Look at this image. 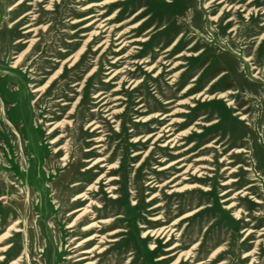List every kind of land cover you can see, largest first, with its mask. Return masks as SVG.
I'll use <instances>...</instances> for the list:
<instances>
[{
	"label": "rangeland",
	"instance_id": "1",
	"mask_svg": "<svg viewBox=\"0 0 264 264\" xmlns=\"http://www.w3.org/2000/svg\"><path fill=\"white\" fill-rule=\"evenodd\" d=\"M211 1L0 0L4 264H110L120 257L117 264H264V0ZM93 2L100 7L83 10ZM99 13L90 28L79 29L91 19L71 24ZM27 23L36 28L31 47L24 43L34 35L23 34ZM95 31L100 35L88 39ZM119 33L125 46L116 52ZM74 54L79 57L69 67L64 61ZM116 70L122 72L110 78ZM37 87L45 89L31 93ZM227 90L236 92L228 96L235 109L217 98ZM98 93L106 95L101 108L93 99ZM111 112L112 120L105 117ZM154 114L162 115L142 122ZM90 122L98 126L93 133ZM165 126L168 133L161 132ZM206 144L211 147L201 150ZM60 146L64 152H56ZM108 157L109 185L106 178L87 199L72 202L107 167L80 171ZM230 179L235 182L223 185ZM109 187L116 200L108 198ZM86 205L91 213L77 229L68 228L80 211L70 213ZM154 205L158 209L150 211ZM159 215L158 223L147 220ZM92 222L105 240L73 248L98 231H81ZM158 226L173 231L168 242L141 237ZM175 243L176 250L166 251ZM92 249L82 255L88 259L74 262V255ZM185 252L191 254L180 255Z\"/></svg>",
	"mask_w": 264,
	"mask_h": 264
},
{
	"label": "bare ground",
	"instance_id": "2",
	"mask_svg": "<svg viewBox=\"0 0 264 264\" xmlns=\"http://www.w3.org/2000/svg\"><path fill=\"white\" fill-rule=\"evenodd\" d=\"M38 1H42V0H38ZM213 1H216V4H221V3H223V0H212L211 2H213ZM100 5H101V3H90V4H88L87 6H85L84 8H83V10H90V9H93V8H96V7H100ZM47 6V5H46ZM50 8V7H49ZM28 14H30L29 12L28 13H26V14H24L23 16H21L17 21H19V20H21V19H23V18H25V17H27L28 16ZM99 15H101V13H99L98 15H93V14H88L87 16H85V17H82V18H79V19H73L72 20V22H71V24H76V23H78V22H81V21H83V20H85V19H91V20H89L87 23H85L83 26H81V27H79V29H87V28H90V27H92L97 21H99L97 18H96V16H99ZM106 20H109V18H106L103 22H106ZM210 20H213V18L211 17L210 18ZM104 27H106V25H103V23H98L97 25H96V28H99V29H103ZM22 29L24 30V32H23V34H30V33H34V35H33V37L32 38H30V39H27L26 41H24V43H28L29 44V46L28 47H31V46H33L34 44H35V42L37 41V38H36V28H33V24H30V23H27L26 25H24L23 27H22ZM43 29V28H42ZM82 35H86V34H82ZM98 35H100V32H97V31H95V32H93V33H91L90 35H89V37H88V39L90 38V40H93V36H95V37H97ZM106 40H107V42H108V40H109V38H110V36L109 35H107L106 36ZM114 41H116V43H114V45H119L117 48H116V50H114V51H120V50H122L123 49V47L125 46V44H124V40H122V34L121 33H119V34H117V36L113 39ZM131 41H136V40H131ZM100 45H102V44H100ZM100 45H98V47H100ZM113 46V45H112ZM79 51V50H78ZM166 51H168V49H166L165 50V52ZM145 54V53H144ZM78 57H79V54H74V55H70L68 58H66L65 59V63H69V67H73L75 64H76V61H77V59H78ZM136 57V56H135ZM21 58H22V56L21 55H19L18 57H17V59H16V61L14 62V64H13V66L12 67H15L17 64H19V62L21 61ZM145 62H147V60H145ZM113 63V62H112ZM153 67V66H152ZM151 68V67H150ZM60 69H62V68H60ZM221 71V70H220ZM122 72V70H116L111 76H110V78H113V77H115V76H117L119 73H121ZM110 73V72H109ZM222 75H224V73L222 74ZM186 82V81H185ZM74 85H77V83H75ZM73 85V86H74ZM112 85V84H111ZM30 87H33V85H31ZM45 88H42V87H37V88H34L32 91H31V93H42V91L44 90ZM112 91H118V88H116V89H113ZM236 92L235 91H232V90H227L226 92H224V93H220V94H218L217 95V98L218 99H223V102H226L227 104H226V106H231L233 109H235V106L233 105L234 103L231 101V100H229L228 99V96H230V95H234ZM101 95V93H98V94H96V95H94L93 96V99H97L94 103L96 104V103H99L100 102V104H99V108H101V107H103L104 105H106V101H104V99L106 98V95H102V96H100ZM166 103H169V102H166ZM62 105H67V103H63ZM99 111V109H92L91 110V112H98ZM107 111H108V109H107ZM142 111H145V110H142ZM158 115H162V114H154L153 115V117H150V118H143V120H142V122H147V121H149V120H151V118H155V117H158ZM165 116L166 115H163V116H161L160 118H159V120H163V119H165ZM233 116H239V120H244L245 119V116H243V114L242 113H240V112H236V113H234L233 114ZM105 117H108V119H113V112H111V113H108V114H106L105 115ZM136 121H138V119L136 120ZM88 127H93L91 130H90V133H93L94 131H95V129H97L98 128V126H97V124L95 123V122H90L89 124H88ZM168 128V126H165L164 128H163V130H161V132H164V133H168L169 132V129H167ZM164 129H165V131H164ZM170 135V134H169ZM169 135H166V137H169ZM172 135V134H171ZM161 137H164L163 135H160V134H158L157 135V138H161ZM179 136H175L174 138H172V139H168V143L167 144H165V145H168L169 143H171V142H173L174 141V139L175 138H178ZM59 138H61V136H58V138H56V139H59ZM148 138V137H147ZM146 138V139H147ZM97 140H96V142H100L101 141V139H99V138H96ZM188 139V138H187ZM212 143H215V142H212ZM165 145H162V146H165ZM101 145H99V144H96V145H94L93 147H92V149H95V148H99ZM171 147H173V146H170V148ZM211 147V145L210 144H206V145H204V146H202L201 147V150H204V149H208V148H210ZM64 147L63 146H60V147H58L57 149H56V152H59V151H63L64 152ZM224 149V148H223ZM86 151H88V150H86ZM242 150H239V151H237V153L238 152H241ZM139 153L137 152V153H135L134 155H138ZM175 154H177V153H175ZM194 153H191L189 156H191V155H193ZM68 158H69V156H68V154L65 152V154L61 157V159H60V161H61V163H62V166H65L66 165V163H67V161H68ZM108 159H109V157L107 158V159H101V158H96V160H94L93 162H91L92 160H87L86 162H91V164H89L88 166H86L84 169H82L80 172H87V171H90L92 168H95L97 165H99V167L98 168H100V169H102V168H106V171L104 172V173H102L98 178H96V180H95V182H94V185H89L88 186V188H87V190L89 191V192H83V193H78V194H76L73 198H72V202H81V201H84L85 199H87V196L90 194V191L92 190V189H97V187H96V185L97 184H100V182L102 181V180H104V179H106L107 178V180H106V184L107 185H109L108 183L109 182H111L112 181V178L111 177H108V173L111 171V170H113V168L112 167H110V166H108V164L106 163V161H108ZM103 161V162H102ZM180 161H182V159H178V160H176L175 162H172L171 164H169V165H166V166H163V167H160V168H158V171H163V170H167V169H169L173 164H178ZM102 162V163H101ZM230 161H228L227 163H229ZM99 163H101V164H99ZM233 163V162H232ZM181 166L180 165H178L176 168L178 169V168H180ZM225 169H227V168H225ZM245 170H249L248 168H245ZM183 173H185V172H183ZM178 175H175V176H173L171 179H169L168 181H166L165 183L167 184V183H171V182H173L174 181V179L177 177ZM233 182H235V180H233V179H230L228 182H224L223 183V185H229L230 183H233ZM151 183V182H150ZM150 183H148V184H150ZM81 185V183H74L72 186H80ZM152 187H154V185H152L151 186V188ZM170 187H172V186H170ZM250 187H252V185H248V186H246L244 189H248V188H250ZM96 191V190H95ZM171 192H174V190H172ZM170 192V193H171ZM107 193L109 194V196H108V198H110L111 200H116L117 199V196L115 195V193H114V188L113 187H109L108 188V190H107ZM225 193H227V191H225V192H223V194H225ZM238 193H243V191H238ZM237 193V194H238ZM154 198V196H152L149 200H151V199H153ZM148 200V201H149ZM225 201V200H224ZM256 203H259L258 201H256ZM87 204V203H86ZM92 204V202H90V205ZM158 207H159V205H154L153 207H151L150 208V211H155L156 209H158ZM90 206L89 205H86L85 207H83V208H78V209H75L74 211H72L70 214H72V213H75V212H78V211H80L79 212V214L76 216V218L74 219V221H73V223H71V225L70 226H68V228H73V229H77V226H78V224L81 222V221H83V220H85L86 219V217H87V213H91L90 212ZM232 208V205H229V206H226V209H231ZM100 214H104V213H102V212H98V215H96V216H99ZM186 215H188V214H186ZM186 215H183V216H181L180 218H179V220H182ZM96 216H95V214H92V219H95L96 218ZM234 217L235 218H239V213L238 212H235L234 213ZM102 218V217H101ZM117 218H121V216H119V217H117ZM161 216L159 215V216H152V217H148L147 218V220L148 221H150V222H152V223H158L160 220H161ZM16 222V221H15ZM15 222H13V223H15ZM111 225V224H110ZM66 226V225H65ZM96 227H98V231L97 232H95V233H93V234H91V235H89L87 238H85L83 241H81V242H78L73 248H75V249H77V248H79V247H81V246H83L84 244H90V243H93L96 239H98V243H101L103 240H105L104 239V237L103 236H100L99 234H98V232L99 231H102V228H99V226L97 225V224H95V222H92V223H90V224H88V225H86V226H84V227H82V232H89V231H92L94 228H96ZM141 228H146V227H144L143 225L142 226H140ZM14 229V232H19L20 230L19 229H17V228H15L13 225H11V226H9V229ZM8 229V230H9ZM171 231V228H169L168 226H158V227H156V228H154V229H151V228H147L144 232H142L141 233V237H146V236H148V237H154V239H158V238H164L165 236H166V239H165V242H168L170 239H171V234H169V232ZM175 231V230H174ZM1 232V231H0ZM114 232L115 231H112V232H110V233H108V235H112V234H114ZM171 232H173V231H171ZM4 233H6V232H4ZM3 233V234H4ZM4 235H7V233L6 234H4ZM76 236V235H75ZM98 237V238H97ZM74 239H76V238H74ZM2 240V236H0V241ZM110 241H115V240H110ZM3 243V242H2ZM5 245V244H4ZM180 245L179 244H177V243H175V244H173L172 246H170V247H168L167 249H166V251H172V250H176L177 249V247H179ZM9 247V246H8ZM95 248H98L99 249V247H94L93 249H95ZM154 248V246L151 244H149V249L150 250H152ZM3 249H5V247L4 248H0V250H3ZM93 249L92 250H81L79 253H77L76 255H74L73 256V258H75V257H77V259L76 260H74V262H80V261H84L85 259H88V258H86V256H82V255H85V254H91V253H93ZM109 249V247H105V248H102L98 253H103V252H107V250ZM220 249V248H219ZM219 249H217V250H215L214 251V253H216V252H218V250ZM177 251H174L171 255H173L174 253H176ZM213 253V254H214ZM191 254V252H185V253H181L180 255H182L183 257H188L189 255ZM180 255L178 256V258L180 257ZM248 256H251V254L250 253H246L245 255H244V257H248ZM160 259H163V257H160V258H158V260H160ZM91 260V259H90ZM122 259H121V257L120 258H118V259H115L114 261H112L110 264H117L119 261H121ZM5 263V259H3L2 258V256H0V264H4ZM20 263V261L19 260H16V261H12L10 264H19ZM84 264H94L93 262H91L90 261V263H84ZM123 264H126V263H123ZM195 264H203V262H201V261H199V262H197V263H195Z\"/></svg>",
	"mask_w": 264,
	"mask_h": 264
}]
</instances>
